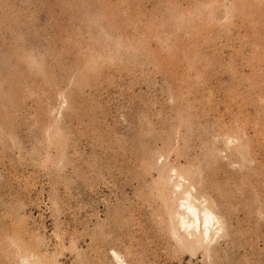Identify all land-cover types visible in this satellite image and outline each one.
<instances>
[{
  "label": "rangeland",
  "instance_id": "374dc122",
  "mask_svg": "<svg viewBox=\"0 0 264 264\" xmlns=\"http://www.w3.org/2000/svg\"><path fill=\"white\" fill-rule=\"evenodd\" d=\"M0 264H264V0H0Z\"/></svg>",
  "mask_w": 264,
  "mask_h": 264
},
{
  "label": "bare ground",
  "instance_id": "6f19581e",
  "mask_svg": "<svg viewBox=\"0 0 264 264\" xmlns=\"http://www.w3.org/2000/svg\"><path fill=\"white\" fill-rule=\"evenodd\" d=\"M178 177L181 178V176ZM183 193L185 195L183 202L179 204L182 211L177 212L178 223L181 228L197 233L201 239L209 238L211 233H215L214 226L218 223L216 216L211 208L204 206L202 202L196 205L195 201L197 200V196H193L189 190H185Z\"/></svg>",
  "mask_w": 264,
  "mask_h": 264
}]
</instances>
